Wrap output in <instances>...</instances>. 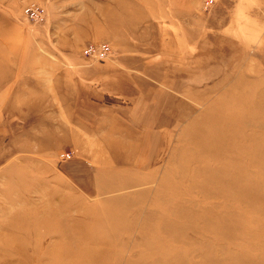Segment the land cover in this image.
<instances>
[{
  "label": "rangeland",
  "instance_id": "rangeland-1",
  "mask_svg": "<svg viewBox=\"0 0 264 264\" xmlns=\"http://www.w3.org/2000/svg\"><path fill=\"white\" fill-rule=\"evenodd\" d=\"M153 26L197 54L146 64V159L59 143L47 74L150 53ZM0 264H264V0H0Z\"/></svg>",
  "mask_w": 264,
  "mask_h": 264
},
{
  "label": "crops",
  "instance_id": "crops-1",
  "mask_svg": "<svg viewBox=\"0 0 264 264\" xmlns=\"http://www.w3.org/2000/svg\"><path fill=\"white\" fill-rule=\"evenodd\" d=\"M197 20L195 19V21ZM146 22L149 23L150 20ZM153 27L150 31V41L148 44L146 43V48L152 50L150 53L146 51L142 54L143 56H139L138 52H128V57L125 60L121 58L110 63L89 66L90 68L87 66L77 74V78L73 75L74 77L70 76L68 79L66 73L47 74L49 78L47 77L46 80L58 81V83L63 80V84H59V87L56 84L52 86L49 94L55 97L52 107L56 109L57 114L60 111L65 114L63 121L68 124V126H63L64 131H62L59 143L78 144L83 142L82 139L84 138L81 136H86L85 141L87 138L92 141V133L97 138L102 139L101 135L107 136L109 134V131H106L100 135L99 130L102 131L104 128L105 130H112L110 133L117 138L116 140L111 139V143L121 144L124 146L121 151L132 156H124L123 159L122 155L114 154L116 158L112 155L113 160L134 161L135 151H137L135 147L138 145H140L139 158L146 157V149L144 148L146 146V64L161 62L163 66H169L172 63L169 66L170 70L174 69V72L179 73L183 71L181 65L186 59L183 56L184 53L190 58L193 55L196 57L197 54V42L194 46L187 38L181 39L184 45L177 44L175 51L167 52L166 47L160 44L162 40L157 41L156 38H160V34L155 32V26ZM177 48L179 51L176 50ZM176 65L181 69H177ZM181 73L174 76L175 80L182 78ZM44 76L46 77L45 74ZM23 77L20 76L21 79ZM32 79L40 80L39 74L32 76ZM69 81H73V84H69ZM107 96L115 97L120 102L106 103L104 100ZM48 110H50L49 105ZM60 118L62 119V117ZM65 130H74L77 140H61L66 134H64ZM108 143L110 144V142ZM101 144H104L103 140ZM143 153L145 155L141 157Z\"/></svg>",
  "mask_w": 264,
  "mask_h": 264
},
{
  "label": "built area",
  "instance_id": "built-area-1",
  "mask_svg": "<svg viewBox=\"0 0 264 264\" xmlns=\"http://www.w3.org/2000/svg\"><path fill=\"white\" fill-rule=\"evenodd\" d=\"M42 7V6H41ZM40 6H38V8H35L33 6L29 7V10L27 11L28 13L30 11H32L34 14L33 16H31V19L33 20H37V18H40L42 16V14L39 11V9H42ZM86 48V52H91L95 49V46L93 44H89L88 46L85 47ZM98 53V57L102 60V57L104 58L107 54H109L110 52V47L108 44H100L99 48L96 51ZM70 153H62L60 155V159L63 160L67 157H69Z\"/></svg>",
  "mask_w": 264,
  "mask_h": 264
}]
</instances>
